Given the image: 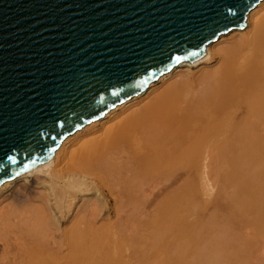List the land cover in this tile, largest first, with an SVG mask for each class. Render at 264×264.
Wrapping results in <instances>:
<instances>
[{"label": "bare ground", "instance_id": "bare-ground-1", "mask_svg": "<svg viewBox=\"0 0 264 264\" xmlns=\"http://www.w3.org/2000/svg\"><path fill=\"white\" fill-rule=\"evenodd\" d=\"M157 81L2 184L0 264H264V0Z\"/></svg>", "mask_w": 264, "mask_h": 264}, {"label": "water", "instance_id": "water-1", "mask_svg": "<svg viewBox=\"0 0 264 264\" xmlns=\"http://www.w3.org/2000/svg\"><path fill=\"white\" fill-rule=\"evenodd\" d=\"M263 0H0V186L142 94Z\"/></svg>", "mask_w": 264, "mask_h": 264}, {"label": "rangeland", "instance_id": "rangeland-1", "mask_svg": "<svg viewBox=\"0 0 264 264\" xmlns=\"http://www.w3.org/2000/svg\"><path fill=\"white\" fill-rule=\"evenodd\" d=\"M231 40H232V37L230 36V37H227L226 39H225V43L227 44V43H229V42H231ZM209 65H207L206 63H204V64H201L199 67H195V68H193V71H197V70H199L200 68H202V67H204V68H207V69H209V68H212V69H214L215 68V64H211L209 67H208ZM155 84H156V86H161L162 85V83H158V81H156L155 82ZM161 84V85H160ZM147 90V93L150 91V90H148V89H146ZM108 114V113H107ZM106 114V115H107ZM105 117V115L102 117V118H104ZM58 150V149H57ZM56 150V151H57ZM54 154H55V152H54ZM53 154V155H54ZM21 175H23V174H21ZM20 175V176H21ZM25 181L26 180H22V183H25ZM238 182L239 181V179H233V178H229V180H228V191L229 192H231L233 189L231 188L232 186H233V184L235 183V182ZM2 186V185H1ZM0 186V187H1ZM42 188V190L43 189H45V188H43V187H41ZM6 192V193H5ZM2 195H0V209L3 207V206H5V205H8V204H12V203H14V202H17L13 197H9L8 196V194L9 193H11L10 192V190H8V191H5ZM7 192H9V193H7ZM11 196V195H10Z\"/></svg>", "mask_w": 264, "mask_h": 264}]
</instances>
